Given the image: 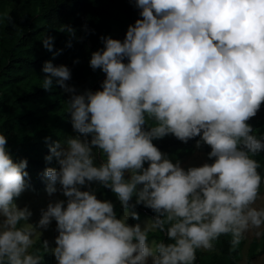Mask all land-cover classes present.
Here are the masks:
<instances>
[{
	"label": "clouds",
	"instance_id": "clouds-1",
	"mask_svg": "<svg viewBox=\"0 0 264 264\" xmlns=\"http://www.w3.org/2000/svg\"><path fill=\"white\" fill-rule=\"evenodd\" d=\"M130 2L142 19L123 42L101 36L103 48L91 55L89 66L105 74L102 90L77 94L67 66L43 65L42 89L55 81L70 94L75 135L49 145L44 159L59 167L42 173L46 192L58 185L67 199L48 203L35 226L29 208L14 202L29 187L28 161L14 162L0 134V264H41L40 249H30L43 234L37 229L53 221L57 264H195L197 251L216 252L222 236L230 253L249 235L264 236V177L252 158L264 151V135L248 123L264 104V0ZM64 31L76 38L72 27ZM54 39L42 41L49 52ZM168 135L199 137L196 148L208 146L213 162L174 164L153 144ZM93 183L115 194L121 218ZM137 206L155 214L143 227L128 224L140 219ZM153 232L169 242L149 241Z\"/></svg>",
	"mask_w": 264,
	"mask_h": 264
},
{
	"label": "trees",
	"instance_id": "trees-1",
	"mask_svg": "<svg viewBox=\"0 0 264 264\" xmlns=\"http://www.w3.org/2000/svg\"><path fill=\"white\" fill-rule=\"evenodd\" d=\"M139 12L130 0H0V134L7 137L6 148L14 162L27 159L29 191L45 189L42 173L47 167L57 168L55 160L49 164L44 159L49 155V145L75 135L67 112L70 94L65 93L55 81L51 90L42 89L43 65L51 62L54 66H67L72 78L66 83L75 87L77 94L85 89L93 92L102 90L100 85L105 74L99 69L93 71L89 66L91 55L103 48L101 36L123 42L128 26L142 19ZM62 26L75 29L76 38L70 40L67 31L61 32ZM85 26L87 32L84 31ZM47 36L55 38L52 52L43 47L42 41ZM69 42L71 47L67 46ZM248 123L254 134L258 137L264 135V104ZM197 140L199 137L183 143L168 135L154 140L153 144L175 164L193 153ZM201 148L206 153L207 163L211 164L213 161L208 159L211 149L206 145ZM252 158L260 163L258 171L264 177V151ZM99 163L98 155L96 165ZM91 189L97 199L105 197L112 202L117 218L122 217L123 210L110 189L96 183L91 185ZM81 190L89 189L84 187ZM135 210L140 219L130 218L128 224L155 215L143 206H137ZM154 238L169 242L160 232L149 234V241ZM261 239L264 251V236ZM229 240L230 237H220L216 242L218 253L206 255L198 250L195 264H237L239 250L230 253ZM43 241L38 239L30 251L39 248L41 264H51L53 256L44 253ZM255 256L252 244L247 254L248 262Z\"/></svg>",
	"mask_w": 264,
	"mask_h": 264
},
{
	"label": "rangeland",
	"instance_id": "rangeland-1",
	"mask_svg": "<svg viewBox=\"0 0 264 264\" xmlns=\"http://www.w3.org/2000/svg\"><path fill=\"white\" fill-rule=\"evenodd\" d=\"M200 139V138H199ZM180 165L182 168L187 170L189 167H200L203 164L207 163L206 161V153L202 148L197 149L196 148V143L194 144V150L193 153L189 156L184 157L179 161ZM57 168L59 167L58 164L56 163ZM126 179L128 178L126 174ZM57 193L53 194V196L49 197L46 188L43 190H40L39 192H31L28 189L25 190L22 195L16 199L14 202L17 204L18 207L23 208L27 206L29 210L33 213L31 218L27 221L28 224L35 226L38 224L40 218H41V210L44 209L46 210L48 203L54 202L57 199L64 200V197L60 192H59V186L57 185ZM261 196L264 197V183L262 185V190H261ZM101 201H108L105 197L101 199ZM119 203L117 202L116 205ZM264 205V200L258 201V206ZM149 218H143L139 222H136L134 224L130 225H135L139 223L142 227L144 226L145 222ZM56 223L53 221L49 228L45 231L43 229H37L38 232H42L43 234L40 236V239L47 240L49 242V251L48 253L51 254V249H54L56 247L55 245V238L58 235L56 232ZM39 238H37L38 240ZM254 245V253L256 256L248 262L247 259V254L248 251L250 250V246ZM239 250V258L237 261V264H264V251H262V239L256 238L254 235H249L248 238L241 243V245L238 248ZM203 252V251H202ZM204 254H213V253H206L203 252ZM214 253H218L217 251ZM53 256V255H52ZM51 264H57L54 256H53V261Z\"/></svg>",
	"mask_w": 264,
	"mask_h": 264
}]
</instances>
